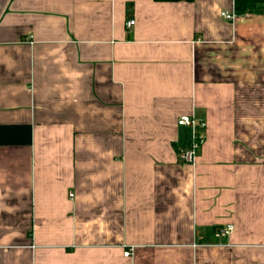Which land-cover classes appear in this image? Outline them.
<instances>
[{"label":"crops","instance_id":"obj_1","mask_svg":"<svg viewBox=\"0 0 264 264\" xmlns=\"http://www.w3.org/2000/svg\"><path fill=\"white\" fill-rule=\"evenodd\" d=\"M0 264H264V4L0 0Z\"/></svg>","mask_w":264,"mask_h":264},{"label":"built area","instance_id":"obj_2","mask_svg":"<svg viewBox=\"0 0 264 264\" xmlns=\"http://www.w3.org/2000/svg\"><path fill=\"white\" fill-rule=\"evenodd\" d=\"M221 17L227 21H234L236 18L235 13H221ZM135 25V22H129L127 24L128 28H131ZM180 127H187L191 131L189 141L186 148L180 153V160L189 165L196 163L197 156L199 151L205 144L206 140V128L207 124L205 122L196 120L194 117H181L178 121ZM233 226H228L225 230H220L217 234L218 237L224 236L228 231H232ZM128 255V254H126Z\"/></svg>","mask_w":264,"mask_h":264},{"label":"trees","instance_id":"obj_3","mask_svg":"<svg viewBox=\"0 0 264 264\" xmlns=\"http://www.w3.org/2000/svg\"><path fill=\"white\" fill-rule=\"evenodd\" d=\"M156 2H188L192 3L194 0H155ZM258 4H264V0H235V10L238 14H245L252 12L254 7Z\"/></svg>","mask_w":264,"mask_h":264}]
</instances>
